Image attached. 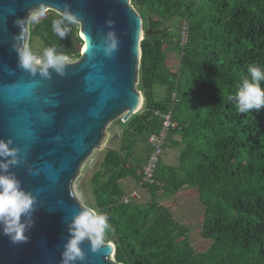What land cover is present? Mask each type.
Segmentation results:
<instances>
[{"label":"trees","instance_id":"16d2710c","mask_svg":"<svg viewBox=\"0 0 264 264\" xmlns=\"http://www.w3.org/2000/svg\"><path fill=\"white\" fill-rule=\"evenodd\" d=\"M144 18L139 89L143 115L122 124V139L105 151L92 177L98 213L107 216L104 241L116 244L115 258L126 264H264V108L238 114L228 100L235 95L248 67L264 68V0H132ZM180 19L188 25V41L166 24ZM62 14L50 10L31 25V43L55 46L74 60L83 39L78 25L65 26L61 40L51 31ZM148 22V23H147ZM178 46L180 66L171 70L167 47ZM167 87L157 99L155 85ZM264 86V82H262ZM176 94V95H175ZM173 110L177 127L167 146L182 145L178 164L161 162L156 179L146 188L151 198L124 202L120 180H139L148 160L137 149L139 134L161 130L162 115ZM138 183V182H137ZM197 187L204 206L202 236L213 240L194 250L189 229L177 221L158 194ZM107 233V234H106ZM186 236V237H185Z\"/></svg>","mask_w":264,"mask_h":264},{"label":"water","instance_id":"95a60500","mask_svg":"<svg viewBox=\"0 0 264 264\" xmlns=\"http://www.w3.org/2000/svg\"><path fill=\"white\" fill-rule=\"evenodd\" d=\"M66 5L81 20V56L68 57L66 74L51 70L50 78L20 67L13 45L29 48L31 26L23 22L20 41L15 21L36 6L62 14ZM108 20L118 41L111 54L104 50ZM146 34L132 0H0V139L10 137L20 149L10 171L37 197L26 243L13 244L0 232V264H60L70 220L90 208L75 190L82 167L97 149H112L122 124L143 108L138 84ZM81 246L86 259L77 264H126L114 258L112 240L96 252L88 240Z\"/></svg>","mask_w":264,"mask_h":264},{"label":"clouds","instance_id":"9594fccd","mask_svg":"<svg viewBox=\"0 0 264 264\" xmlns=\"http://www.w3.org/2000/svg\"><path fill=\"white\" fill-rule=\"evenodd\" d=\"M45 12V8L36 6L29 9L26 18H18L15 23L21 28V32L16 39L23 41L25 38L24 33L27 28L24 26V21L28 26L34 25L45 15ZM65 22L72 26L81 22L78 13L73 12L67 5L62 18L54 19L51 24V31L61 40L69 34ZM106 24L110 31L106 34L104 50L107 54H111L117 48L118 41L112 30L114 21L108 20ZM13 47L18 54L19 66L32 74L39 72L45 78L51 77V70H55L60 75L66 74L68 57L59 52L57 47L44 48L41 57L34 56L26 44L20 47L14 44ZM262 82H264V68L256 64L250 65L248 76L242 79L235 95L228 96L229 102L238 114H246L253 110L258 112L264 108ZM12 144L10 137L6 140L0 139V232L9 238L11 243L18 245L30 239L27 233L34 224L33 214L36 210L37 197L31 191L25 190L20 179L10 171L13 166L20 163V149L13 147ZM29 171L33 172L31 168ZM33 174L38 173L33 172ZM92 209L81 208L70 220L68 238L64 243L60 264H77L79 261H84L86 253L81 245L85 240L90 242L93 252L101 248L104 233L110 226L107 216Z\"/></svg>","mask_w":264,"mask_h":264},{"label":"rangeland","instance_id":"374dc122","mask_svg":"<svg viewBox=\"0 0 264 264\" xmlns=\"http://www.w3.org/2000/svg\"><path fill=\"white\" fill-rule=\"evenodd\" d=\"M179 22L180 19L178 17H172L170 19H168L166 21L167 25H171L169 26L170 28H172L174 33H181V28H178L177 26H179ZM148 23V22H147ZM29 48L31 49L33 55L37 56V57H41L42 56V52L44 49V45L43 42L38 38V37H33L31 43H29ZM83 49V44L81 45V51ZM171 58H167V64L168 67L171 70H178L179 64H180V56L178 54V46L173 44L170 47H167V54L168 56L171 55ZM175 53V55H174ZM139 85V84H138ZM167 93V87L161 83H158L155 85V95L157 99H163L166 96ZM143 112V108L140 110V113ZM114 126V122L112 123L111 127ZM122 132H120L119 134V139L118 141H121L122 139ZM138 138V145H139V150L143 153H145L148 148L150 147V134L148 132H144L142 134H139L137 136ZM112 146L117 145V143L115 144V141H111ZM178 148V147H177ZM177 148L175 149V154H172L171 160L170 162H176L177 159ZM105 149L100 148L97 149L92 155L91 157L86 161V163L84 164V166L81 169L80 172V176L78 177V179L75 181V190H76V194L78 196V198L80 199V201L83 203V205H85L86 207L89 206V204L93 203L95 200V197L93 195L92 192V176L93 173L101 166V162L104 158L105 155ZM166 151V149H165ZM164 157H165V152H164ZM178 161V159H177ZM145 191L142 192V198L141 199H135L138 201H134V202H144V196ZM174 193L171 195L173 196ZM195 196H190L189 197V201L185 204L182 205V210L179 207V202L178 200L175 203V214L178 215H182L183 219H187V221L189 222L187 225L189 232L187 234L191 245L193 246L194 250L197 252H203L205 250H207L210 245L212 244L213 240L210 238H206L202 236V222H198L196 220V218L199 220H201L203 218V210L202 208H197V205L202 204V201H200L199 196L198 195V191L194 193ZM167 198V197H166ZM174 199V198H173ZM185 201V198L183 199ZM181 200V201H183ZM166 202V201H164ZM132 203V202H129ZM93 205V204H91ZM204 208V206H203ZM189 210V211H187ZM191 214V215H190ZM181 217V216H180ZM194 221H192V219ZM179 222L181 220H178ZM202 221V220H201ZM106 232L108 233V229L106 230ZM106 233V234H107ZM186 237V236H185ZM115 258V257H114Z\"/></svg>","mask_w":264,"mask_h":264},{"label":"built area","instance_id":"2783aa9c","mask_svg":"<svg viewBox=\"0 0 264 264\" xmlns=\"http://www.w3.org/2000/svg\"><path fill=\"white\" fill-rule=\"evenodd\" d=\"M181 35V44L184 46L187 43L189 36L187 23L183 24ZM156 114L162 115L163 125L160 131L150 134L149 141L152 147L148 160L144 166L142 176L138 180L137 187L123 197L124 202L138 201L135 199L142 198V190L146 189L150 185L160 184V182L156 179L157 170L163 161L171 129L177 127V122L173 118L172 109L165 114H161L160 111L157 110Z\"/></svg>","mask_w":264,"mask_h":264},{"label":"crops","instance_id":"0c3cea01","mask_svg":"<svg viewBox=\"0 0 264 264\" xmlns=\"http://www.w3.org/2000/svg\"><path fill=\"white\" fill-rule=\"evenodd\" d=\"M168 26H171V25H168ZM171 30H172V28H170ZM170 47V46H169ZM174 55H175V53H174ZM169 58H171V57H173L172 56V53H171V55H169L168 56ZM139 145H137V149L139 150ZM151 144H150V147L148 148V150H150V152H151ZM178 147V148H177ZM177 148V159L179 160V156H180V153H181V149H182V145H178V146H167V148H166V151H165V157L163 158V161L164 162H166V163H168V164H171V165H173V166H176L177 164H178V161H177V159H176V162H170V160H171V157H172V154L174 153L175 154V149ZM147 150V151H148ZM140 151V150H139ZM147 151L144 153V154H146L147 153ZM141 152V151H140ZM150 152H149V154H150ZM99 169V168H98ZM97 169V170H98ZM96 170V171H97ZM95 171V172H96ZM94 172V173H95ZM94 173H93V175H94ZM93 177V176H92ZM137 182H138V179L137 178H135V177H132V176H129V177H126V178H123V179H121L120 180V185H121V187H122V189H123V191H124V196L126 195V194H128V193H130L132 190H134L136 187H137ZM142 191H144V190H142ZM198 191V195H197V197L199 196V190H198V188L197 187H192V186H187V187H185V188H182V189H180L179 191H177V192H175L174 193V195L173 196H171L173 193H170V194H168V195H160L161 193H159L158 194V199L166 206V207H168V209H169V211L171 212V214L173 215V217L178 221V220H181L180 221V223H182V224H184V225H186V224H188L189 222L187 221V219H183V216L182 215H180V214H178V215H176L175 214V211H174V206H175V203H176V201L178 200V202L180 203L179 204V207L181 208V210H182V205L183 204H185V203H187L188 201H189V197L190 196H195L194 195V193L195 192H197ZM123 196V197H124ZM144 196H145V198H144V201H145V203L147 202V201H149L148 199L149 198H151V195L149 194V191H146L145 190V194H144ZM123 197H122V201H123ZM167 197V198H166ZM174 198V199H173ZM185 198V201L183 200ZM199 199H200V196H199ZM181 200H183V201H181ZM164 201H166V202H164ZM201 201V200H200ZM91 204H93V205H91ZM91 204H89V206L90 207H95V204H96V201L94 200V202L93 203H91ZM197 208H202V210H203V213H204V208H203V206H202V204H201V202H200V204H198L197 205ZM94 210H95V208H93ZM96 212H97V210H95ZM187 211H189V210H187ZM191 215V214H190ZM181 216V217H180ZM192 219V218H191ZM196 220L198 221V222H202V227H203V220H204V215H203V218L200 220H198L197 218H196ZM192 221H194L193 219H192ZM187 226V225H186Z\"/></svg>","mask_w":264,"mask_h":264}]
</instances>
